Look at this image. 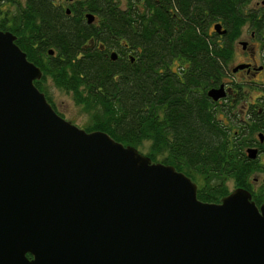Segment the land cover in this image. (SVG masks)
Masks as SVG:
<instances>
[{
	"label": "water",
	"instance_id": "obj_1",
	"mask_svg": "<svg viewBox=\"0 0 264 264\" xmlns=\"http://www.w3.org/2000/svg\"><path fill=\"white\" fill-rule=\"evenodd\" d=\"M14 40L0 30V264H264V203L200 201L173 166L66 120Z\"/></svg>",
	"mask_w": 264,
	"mask_h": 264
},
{
	"label": "trees",
	"instance_id": "obj_2",
	"mask_svg": "<svg viewBox=\"0 0 264 264\" xmlns=\"http://www.w3.org/2000/svg\"><path fill=\"white\" fill-rule=\"evenodd\" d=\"M9 1L0 0V11ZM123 1L85 0L84 11L95 18L88 24L76 10L68 16L49 0H27L11 21L0 17V29L15 35L14 43L39 68L33 84L53 109L42 85L47 78L71 94L88 115L85 131H103L173 166L196 184L200 201L218 202L230 191L227 181L250 193L252 168L205 95L219 77L206 27L221 21L233 31L242 16L257 15L247 10L249 0ZM123 45L132 51L125 59L104 56ZM261 201L264 189L253 195L254 203Z\"/></svg>",
	"mask_w": 264,
	"mask_h": 264
},
{
	"label": "flooded vegetation",
	"instance_id": "obj_3",
	"mask_svg": "<svg viewBox=\"0 0 264 264\" xmlns=\"http://www.w3.org/2000/svg\"><path fill=\"white\" fill-rule=\"evenodd\" d=\"M26 2L27 0H11L4 3L0 17L6 15L11 21L8 12L13 13ZM49 2L59 9H67L68 13H65L68 16L76 10L80 19L86 22L85 14L88 12L84 11L85 0H49ZM246 7L247 10L255 11L257 15L242 16L240 21L233 24V31L227 32L225 23L221 21L212 22L206 27V38L210 45L216 48L219 77L218 81L210 82L205 95L215 118L220 119L232 133L242 161L252 168L248 181L253 201V195L264 189V0H249ZM253 20L255 22L251 23ZM94 21L95 18L91 23ZM238 22L241 24H237ZM215 23L220 25L222 32L213 29ZM89 41L91 42V39ZM117 45H120V42ZM122 47L121 50L114 48L103 54L107 57L113 50L115 58L125 59L132 54V51L126 50V45ZM174 62L178 64V61L174 60ZM218 87L222 88L223 95L212 100L207 96V91ZM262 203L264 201L254 204L258 207Z\"/></svg>",
	"mask_w": 264,
	"mask_h": 264
},
{
	"label": "rangeland",
	"instance_id": "obj_4",
	"mask_svg": "<svg viewBox=\"0 0 264 264\" xmlns=\"http://www.w3.org/2000/svg\"><path fill=\"white\" fill-rule=\"evenodd\" d=\"M260 1V0H257ZM121 2H124L121 0ZM7 9V6H5ZM9 9V8H8ZM10 10H13L10 8ZM15 11L8 12L9 17L11 18ZM10 13V14H9ZM43 87L46 92V95L49 97L54 109L57 113H59L63 118L70 121L71 123L75 124L76 126L83 128L88 123V115H86L83 111L80 110L79 106H77L69 92H65L62 89L54 86L50 79H46L43 82ZM145 143L144 145H146ZM144 152V151H143ZM260 180V178L258 179ZM227 188L231 190L233 188V184L231 181L226 182Z\"/></svg>",
	"mask_w": 264,
	"mask_h": 264
}]
</instances>
